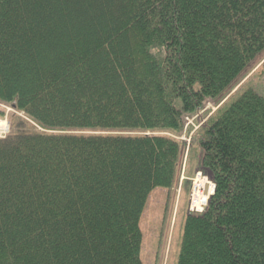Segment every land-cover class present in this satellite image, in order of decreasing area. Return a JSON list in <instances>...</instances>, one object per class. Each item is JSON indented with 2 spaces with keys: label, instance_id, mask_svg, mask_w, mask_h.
<instances>
[{
  "label": "trees",
  "instance_id": "trees-1",
  "mask_svg": "<svg viewBox=\"0 0 264 264\" xmlns=\"http://www.w3.org/2000/svg\"><path fill=\"white\" fill-rule=\"evenodd\" d=\"M262 54L264 0H0V264H142L206 101L177 264H264Z\"/></svg>",
  "mask_w": 264,
  "mask_h": 264
},
{
  "label": "rangeland",
  "instance_id": "rangeland-1",
  "mask_svg": "<svg viewBox=\"0 0 264 264\" xmlns=\"http://www.w3.org/2000/svg\"><path fill=\"white\" fill-rule=\"evenodd\" d=\"M263 63L264 54L253 62L252 71L243 79V82L254 74L250 79V86L264 99ZM229 96L230 94L227 99ZM218 106L212 101H206L203 108L194 116L182 118L184 127L191 132L187 137L183 135L178 137V140L185 144V150L177 180L170 189H156L150 193L139 221L142 264H177L185 217L187 213H195L194 210L191 212L188 206L192 195V180L197 173L206 177L197 171L201 154L198 144L193 139L196 137L195 133L216 112ZM0 110L5 111L4 116L0 118V121L5 122L7 126L6 132L0 135V138H4L13 132L18 119L25 118L22 114L2 105ZM201 209H197L196 213H201L203 210Z\"/></svg>",
  "mask_w": 264,
  "mask_h": 264
},
{
  "label": "bare ground",
  "instance_id": "bare-ground-1",
  "mask_svg": "<svg viewBox=\"0 0 264 264\" xmlns=\"http://www.w3.org/2000/svg\"><path fill=\"white\" fill-rule=\"evenodd\" d=\"M6 128H7V126H6L5 122L0 121V135L4 134L6 132Z\"/></svg>",
  "mask_w": 264,
  "mask_h": 264
},
{
  "label": "built area",
  "instance_id": "built-area-1",
  "mask_svg": "<svg viewBox=\"0 0 264 264\" xmlns=\"http://www.w3.org/2000/svg\"><path fill=\"white\" fill-rule=\"evenodd\" d=\"M192 200H193V199H192ZM192 200H191V201H192ZM193 210H194V211H197L196 209H190V211H193ZM201 210H202V209H201ZM201 210H200V211H201Z\"/></svg>",
  "mask_w": 264,
  "mask_h": 264
}]
</instances>
